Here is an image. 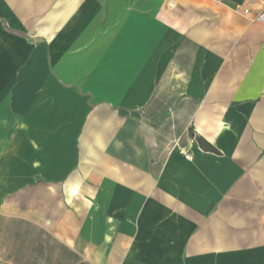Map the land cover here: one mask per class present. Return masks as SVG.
<instances>
[{"label": "crops", "instance_id": "1", "mask_svg": "<svg viewBox=\"0 0 264 264\" xmlns=\"http://www.w3.org/2000/svg\"><path fill=\"white\" fill-rule=\"evenodd\" d=\"M75 1L0 0V264H264V0Z\"/></svg>", "mask_w": 264, "mask_h": 264}, {"label": "rangeland", "instance_id": "2", "mask_svg": "<svg viewBox=\"0 0 264 264\" xmlns=\"http://www.w3.org/2000/svg\"><path fill=\"white\" fill-rule=\"evenodd\" d=\"M68 1L64 2L67 4ZM63 3V1H62ZM76 9L74 10L76 12V15H72V19H74V17L76 18V32L72 33L74 35V37L78 40L81 41L78 44V47L74 50V53L77 55V59L79 60H83L85 56H92V58L94 59V61L98 58H100L102 55H105V53H107L108 48L107 47H98L97 43L99 42V40H103V39H108L110 36L107 32H103L100 29V25L99 26H95L93 27L91 30L89 29V21L92 19L96 18L95 16H90V17H86L84 16V5L86 3H88V0H76ZM69 16L68 15H64L63 11H62V21L66 20V22L68 21ZM64 19V20H63ZM87 24V25H86ZM88 27V29H87ZM64 31L61 32V35L63 37ZM87 41V42H85ZM101 62V61H100ZM101 64L99 63H94V70L95 69H101ZM114 82V81H113Z\"/></svg>", "mask_w": 264, "mask_h": 264}, {"label": "built area", "instance_id": "3", "mask_svg": "<svg viewBox=\"0 0 264 264\" xmlns=\"http://www.w3.org/2000/svg\"><path fill=\"white\" fill-rule=\"evenodd\" d=\"M236 9L241 10L242 13L245 16L250 17L252 19V21H254V22H262V23H264V10L259 12V13L253 14L251 12V10L248 9V8H244V7L238 6Z\"/></svg>", "mask_w": 264, "mask_h": 264}]
</instances>
